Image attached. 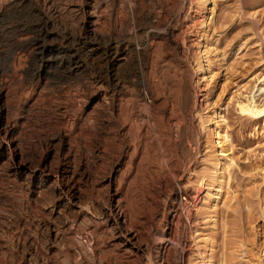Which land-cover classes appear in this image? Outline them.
<instances>
[{"label":"rangeland","instance_id":"obj_1","mask_svg":"<svg viewBox=\"0 0 264 264\" xmlns=\"http://www.w3.org/2000/svg\"><path fill=\"white\" fill-rule=\"evenodd\" d=\"M100 1L95 29L102 50L115 37V25H122V15L127 13L132 21L129 59L119 68V75L126 72L121 78L129 73L128 92L118 96L119 109L112 120L103 96L84 100L83 118H89L85 122L93 130L82 134L83 143L99 133L96 146L102 147L109 133L117 135L116 144L105 162L77 157L72 164L77 166L78 185L91 190L93 199L104 206L109 189L103 181L116 170V188L124 171L119 195L125 198L129 215L118 220L124 230L137 235L144 250L139 260L135 253L117 245L120 234L114 235L112 229L102 233L105 223L93 212L85 193L61 210L53 208L50 193L35 204L37 193H21L17 185L22 181L27 189L29 180L22 175L17 177L18 183L5 168L0 176V264H156V248L167 216L176 229L175 242L166 244L170 247L164 264H204L209 259V264H263L264 116L250 119L238 104L264 106V0H216L213 13L203 9L201 0H143L138 10L135 0H130L126 11L117 0ZM2 2L0 15L5 11V24L12 12ZM72 19V28L85 36L83 14ZM156 26L159 33L150 35ZM169 26L175 27L172 35L166 34ZM210 47L211 72L206 81L198 63L202 50ZM9 52L5 50L3 55ZM18 63L19 68L27 66L25 58ZM99 64L103 72L108 70L106 60ZM48 80L42 92L47 96L39 102L41 110H65L67 95L51 77ZM104 85L99 89H106ZM95 90L90 91L91 96ZM213 110L225 117L234 159L225 177L226 201H220L216 209L209 198L215 187L214 161L206 156L213 147V125L209 121L202 124ZM96 117L101 118L99 124ZM255 130L258 134L252 136ZM27 138L37 144L39 153L45 152L38 132ZM125 142L135 149V157L131 165H125V158L121 169L116 167V159ZM58 153V147L53 146L49 155L52 174L69 160ZM0 154L8 155L9 148ZM87 169L93 175H83ZM48 178L54 185L55 177ZM82 204L88 206L92 220L73 223L72 212ZM211 216L216 217V225Z\"/></svg>","mask_w":264,"mask_h":264},{"label":"bare ground","instance_id":"obj_2","mask_svg":"<svg viewBox=\"0 0 264 264\" xmlns=\"http://www.w3.org/2000/svg\"><path fill=\"white\" fill-rule=\"evenodd\" d=\"M0 1H3L4 5L1 4L9 12H12L11 19L5 24L2 21L5 8L2 10V15H0V153L5 152L9 148L8 155L3 156L0 154V176L5 168L9 169L16 182L19 179L17 177L24 175L30 184L26 189L24 184L21 183L22 181L18 182L19 184L17 185L20 187V192L29 195L37 193L36 197H34L35 204L50 193L54 197L53 208H59V210L73 199H80L85 193L86 201H92L93 212L101 216L105 223L102 233H107L108 230L112 229L114 235L120 234L122 239L117 245L122 249L124 247L129 249L139 259L141 256L140 252L144 250L143 246L137 243V235L133 234V232H128L130 229L128 231L124 230L123 222L118 220L120 217L126 218L129 215V206L126 205L125 198L123 199L119 195L123 187L124 171L118 177V186L116 188H114V183L117 179L114 180L116 170L103 181V185L109 189L107 190L108 193L106 192V197L103 198L106 203V206H104V204L94 200L95 198L93 199L91 190H84L78 185V173L75 170L77 166L75 167L72 164L77 157L84 160L87 159V161L99 160L105 162L111 155L114 144H116L114 139L117 135L109 133L105 136V144L102 147L96 146V139H98L99 133H93L92 138L90 137L91 139L86 144L83 143L82 134L92 133L93 130L86 125L85 121L89 118L87 120L83 118V107L86 104L84 100L103 96L104 101L106 100L104 103L106 104L105 108L108 110L109 118L115 117L114 115L117 113L120 103H117L118 96L121 98V96L127 95L128 92L127 79L130 77L129 73L127 74L128 76L121 78L120 75L126 72L119 75V68L122 65L126 66L129 59L131 44L128 40V28L132 21L128 19L127 13L122 15L121 18L123 19L121 20L123 22H120L122 25L114 24L116 35L109 40L107 46L102 50L99 36L96 35L95 29V17L101 6L100 0H83L80 4L75 3L73 0ZM117 1L119 5L123 6L121 8L126 11L127 1L130 0ZM135 3V9L138 10L143 0H135ZM200 3L204 10H211V13H213L214 7L212 4L216 5V0H201ZM80 13L84 17L83 23L86 27L87 37L82 32L75 31L71 26L73 16ZM121 13L123 12L121 11ZM120 16L121 14L119 18ZM207 23L208 21L206 20L203 25ZM140 28L147 29L146 27ZM157 28L156 26L150 30V35L158 34ZM174 30V26H169L166 34L172 35ZM212 49L210 47V49L202 50L198 63L199 73H201L202 79L206 81L209 80L208 74L211 72L210 53L213 51ZM5 50L10 52L3 55ZM23 58H25L27 66L19 68L17 64H20L18 62H21ZM102 60L108 62V70L106 72H103L102 65L100 66L99 64ZM48 77H51L54 83H57L62 92L64 91L67 95L69 105L67 104L68 107L65 110L61 109L60 111L58 109L60 112H53L47 109V111L41 110L39 102L43 96H47L43 94V90L49 85ZM103 84H105L106 89H99ZM94 88L97 91L95 90L96 92L91 96L90 91ZM238 107L240 112L250 119L256 120L264 116L263 105L252 102H240ZM96 113L99 114V111H96ZM105 116L108 117L107 115ZM100 119L96 117V123L98 122L99 124ZM206 121L211 122L213 125L210 128L214 135L213 147L206 153V156L214 161L215 187L213 192L209 194V198L213 202V208L216 209L220 201H226L224 195L226 193L225 177L226 172H229V167L234 164V159L231 152V137L224 125L225 117L223 114L213 110L208 115L207 120H202V124L205 125ZM31 132H38L40 142H44L43 145H45L46 149L42 154L39 153L37 144L27 138ZM257 134L258 131L255 130L252 136ZM53 146L58 147V154H65L69 159L54 174H52L54 169H52L51 162H49V155ZM17 156H20V159H17ZM134 157L135 149L130 147L128 143H123V148L116 159V167L121 168L125 158H128L125 165H131ZM90 170L87 169V173L83 175H93ZM50 175L55 177L54 185L48 183ZM100 178L102 179V176ZM98 179L95 181L97 182ZM92 186L93 190L94 185ZM63 197H66L67 200L63 201ZM89 202H87V205H89ZM87 205L82 204L72 212L73 223L84 219L92 220L93 215L89 217L91 212L87 210ZM107 206H110V208ZM58 212L61 213V211ZM165 219L162 241L159 239L161 242H158L159 245L156 248V264H164L165 256L170 247L166 246V244L168 241L175 242L173 231L176 228H172L173 220L170 216ZM211 219L213 225L217 223L215 216H211ZM113 233L111 232V234ZM158 258L161 259L159 260ZM209 260L204 264H209Z\"/></svg>","mask_w":264,"mask_h":264}]
</instances>
